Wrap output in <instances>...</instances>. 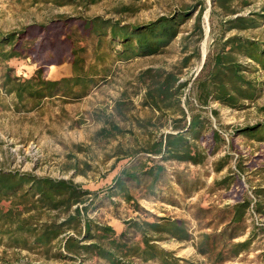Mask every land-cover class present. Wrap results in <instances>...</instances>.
<instances>
[{
	"label": "rangeland",
	"instance_id": "obj_1",
	"mask_svg": "<svg viewBox=\"0 0 264 264\" xmlns=\"http://www.w3.org/2000/svg\"><path fill=\"white\" fill-rule=\"evenodd\" d=\"M71 1L57 6L50 0H0V30L27 28L30 31L34 26L51 25L60 15L69 20L78 16H102L127 24H143L162 15L178 14L186 7H194V13L179 25V35L163 53L125 62L118 61L114 51L101 56V61L96 60L97 38L81 37L76 21L49 35L59 40L68 33L71 41H78L83 47L81 58L85 73L92 82L87 84L89 90L85 96L75 95L82 92L81 83L45 99L39 108L30 112L16 111L13 99L5 97L4 110L0 109V170L72 180L90 190L92 202L88 206V218L111 226L117 238L128 245H141V234L132 227L133 221L162 225L171 219L180 221L188 236L186 241L151 233L158 240L154 242L158 249L170 252L174 259L181 260L180 264H264V215L253 209L245 213L242 222L232 220V205L244 199H253L255 205L260 202L264 211V142L238 133L245 126L264 124V74L252 64L255 71L249 76L259 84L260 95L254 102L244 103L241 110L218 103L200 109L195 100L194 82L212 39L219 33L221 22L234 16H225L213 0ZM231 5L236 15L264 14V0H232ZM201 7L203 36L199 37L193 31V24ZM122 10L125 11L119 13ZM35 29L22 41L24 57L0 67V85L5 67L12 68V73L20 77L31 76L40 66L44 67L48 80L73 76L66 51L59 59L48 61L52 56L49 50L53 48L43 44L45 38L37 36ZM231 34L264 42V19L257 28L230 31L226 36ZM59 44L57 41L55 47ZM108 46V43L102 44V48ZM114 48L118 50L120 45L115 43ZM187 56H190L187 67L181 68ZM147 69L172 71L177 73L179 82L187 84L179 95L180 107L186 116L181 125L187 126L189 116L196 112L207 120V129L200 131L199 139L189 136L190 146H186L192 152L202 153L201 163L163 159L149 151L163 134L175 133L174 121L181 113L172 101L162 104L166 106L162 110L144 105L145 87L140 75ZM212 110L217 114H212ZM113 127L120 132L114 133ZM102 128L112 133L111 136L99 133ZM213 130L220 136L218 142L214 141ZM223 159L226 164L216 172V164ZM160 166L161 172L154 177L158 172L156 167ZM148 168L153 175L148 173ZM123 170L137 176L136 180L123 179L125 194L131 197L129 201L115 185V178ZM225 178L229 179L221 184ZM62 217L58 215L60 220ZM205 235L208 253L201 255L195 245ZM250 238L249 248L234 256L232 244ZM119 256L132 264H163L159 259L143 262L132 254ZM0 264L110 263L90 254L73 261L54 248L50 257H46L40 249H15L2 240Z\"/></svg>",
	"mask_w": 264,
	"mask_h": 264
},
{
	"label": "trees",
	"instance_id": "obj_2",
	"mask_svg": "<svg viewBox=\"0 0 264 264\" xmlns=\"http://www.w3.org/2000/svg\"><path fill=\"white\" fill-rule=\"evenodd\" d=\"M50 1L57 6L72 3L71 0ZM94 2L96 0H92V3ZM213 2L225 16L234 17L222 21L219 33L212 39L210 50L194 82L195 100L200 109L207 108L211 103H218L230 109L241 110L244 103H252L260 95L259 84L250 78L249 74L255 71L252 70V64L264 74V42L238 34L226 36V33L257 28L264 19V14L236 15L231 5L232 0H213ZM123 11L125 10L119 13ZM193 13L194 7H186L178 14L162 15L143 24H127L102 16H78L74 20H69L68 17L60 15L49 26L44 24L39 27L34 26L36 35L45 38L43 44L53 48L52 51L49 50V55L52 56L48 61L59 59L65 50L69 56L73 76L55 81L48 80L45 77L44 67L40 66L31 76L20 77L12 73V68L5 67L0 85V109L4 110V98L10 96L16 111L30 112L39 108L45 99L56 96L60 91L65 93L71 90L72 86L81 83L82 92L75 95L77 97L86 95L89 90L87 84L92 82V78L87 76L84 70L81 58L83 47L78 41H71L68 33L59 40L52 37V33L62 30L61 28L66 27L71 21H76L81 37L97 38L96 60L101 61V56L106 55L108 51H114L117 60L125 62L136 57L163 53L165 47L179 35V25L190 19ZM202 13L201 7L193 24V31L199 37L203 36ZM34 28L30 31L27 28L8 32L0 30V67L24 57L22 41ZM107 39L108 41L104 42ZM57 41L60 44L55 47ZM103 43H108L109 46L102 48ZM115 43L120 45V49L114 48ZM102 49L105 52H100ZM189 58L190 56L183 58L181 68L187 67ZM46 63L49 64L47 61ZM140 79L145 87L144 105L162 110L166 108L161 106L162 104L172 101L181 113V117L174 121L175 133L163 134L152 144L149 151L161 155L163 159L201 163L204 158L202 153L198 150L192 152L186 146H190L187 143L189 136L194 140L199 139L200 131L207 129V120L196 112L189 116L187 126L181 125L186 116L180 107L179 95L187 84L179 82L177 73L172 71L160 72L147 69L141 73ZM212 114L216 115L217 112L212 110ZM112 129H115L114 133L120 132L117 127ZM99 133H105L106 137L112 134L106 132L105 128ZM238 133L250 140L264 142V124L245 126L239 129ZM212 135L215 142L220 140L217 131L213 130ZM225 164L224 159L218 162L215 171L220 172ZM156 168L158 172L154 175L151 168L147 171L156 177L162 167ZM125 178L136 180L137 176L135 173L123 170L121 175L115 178L116 188L124 192L126 200L129 201L131 197L125 194L123 185ZM228 179L225 178L220 183L225 184ZM90 195H92L90 190L82 188L72 180L0 170V241L5 240L9 247L15 249H40L46 257H50V252L54 248L61 256L73 261L90 254L110 264H132L123 261L119 256L126 257L132 254V257L139 258L143 262L159 259L163 264H180L181 260L174 259L170 252L158 249L154 243L158 240H154L155 237L151 234L163 233L177 241H186L188 236L180 221L162 219L166 221L163 225L133 221L132 227L141 234V245H128L117 238L111 226L95 223L88 218V206L92 202ZM5 203L7 206L4 205ZM250 207L264 215L260 202L255 205L253 199H244L232 205L233 222H242ZM52 212L55 214H51ZM58 215H63L61 220ZM204 237L195 245V249L201 255L208 253L206 248L208 239L206 235ZM59 239L61 243L58 244ZM56 242L58 245H55ZM250 243L251 238L232 244L233 255L236 256L247 250Z\"/></svg>",
	"mask_w": 264,
	"mask_h": 264
},
{
	"label": "built area",
	"instance_id": "obj_3",
	"mask_svg": "<svg viewBox=\"0 0 264 264\" xmlns=\"http://www.w3.org/2000/svg\"><path fill=\"white\" fill-rule=\"evenodd\" d=\"M252 206V205H251ZM250 211H253V209H252V207H250V209H249Z\"/></svg>",
	"mask_w": 264,
	"mask_h": 264
}]
</instances>
